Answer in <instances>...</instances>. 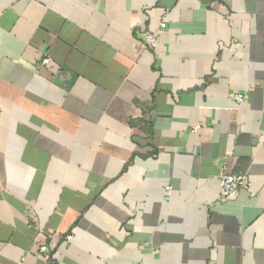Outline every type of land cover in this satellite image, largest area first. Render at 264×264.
Here are the masks:
<instances>
[{
	"label": "crops",
	"instance_id": "1",
	"mask_svg": "<svg viewBox=\"0 0 264 264\" xmlns=\"http://www.w3.org/2000/svg\"><path fill=\"white\" fill-rule=\"evenodd\" d=\"M0 264H264V0H0Z\"/></svg>",
	"mask_w": 264,
	"mask_h": 264
},
{
	"label": "built area",
	"instance_id": "2",
	"mask_svg": "<svg viewBox=\"0 0 264 264\" xmlns=\"http://www.w3.org/2000/svg\"><path fill=\"white\" fill-rule=\"evenodd\" d=\"M168 13L164 12L163 16L157 22L155 28L151 30H144L142 33L141 41L144 47L150 51H154L158 44V39L164 33L166 28V19ZM50 58L47 56H43L39 60L40 66H48L50 64ZM233 100L235 103L240 104L243 101V96L241 94H235L233 96ZM204 126V123H200L197 127H193L190 132L196 133L197 128ZM250 186L249 178L247 175H231L227 173H220L218 178V188H219V198L222 201H226L236 197L240 192L248 190ZM164 192L167 196L171 193V187L166 186ZM71 240L70 236L65 237V241L69 242ZM38 252L42 254L46 259L48 258L47 247L45 245L36 244Z\"/></svg>",
	"mask_w": 264,
	"mask_h": 264
}]
</instances>
